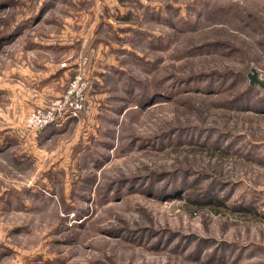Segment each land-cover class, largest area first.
Here are the masks:
<instances>
[{
  "label": "rangeland",
  "instance_id": "374dc122",
  "mask_svg": "<svg viewBox=\"0 0 264 264\" xmlns=\"http://www.w3.org/2000/svg\"><path fill=\"white\" fill-rule=\"evenodd\" d=\"M79 62L86 113L30 133ZM250 75L264 0H0V264H264Z\"/></svg>",
  "mask_w": 264,
  "mask_h": 264
},
{
  "label": "built area",
  "instance_id": "2783aa9c",
  "mask_svg": "<svg viewBox=\"0 0 264 264\" xmlns=\"http://www.w3.org/2000/svg\"><path fill=\"white\" fill-rule=\"evenodd\" d=\"M86 61L84 60L83 63L85 64ZM73 69V78L66 93L49 104L34 108L28 114L25 127L30 133L38 134L49 127L61 126L86 113L91 81L87 72L83 70L81 62L75 64Z\"/></svg>",
  "mask_w": 264,
  "mask_h": 264
},
{
  "label": "water",
  "instance_id": "95a60500",
  "mask_svg": "<svg viewBox=\"0 0 264 264\" xmlns=\"http://www.w3.org/2000/svg\"><path fill=\"white\" fill-rule=\"evenodd\" d=\"M250 78L252 80V83H258L264 89V79H262L261 81V78L259 79L256 75H250Z\"/></svg>",
  "mask_w": 264,
  "mask_h": 264
},
{
  "label": "crops",
  "instance_id": "0c3cea01",
  "mask_svg": "<svg viewBox=\"0 0 264 264\" xmlns=\"http://www.w3.org/2000/svg\"><path fill=\"white\" fill-rule=\"evenodd\" d=\"M63 96V95H62ZM61 96V97H62ZM57 98H60L59 96L58 97H56L55 99H57ZM51 100H49V101H47V102H45V103H49ZM33 110V109H32ZM72 123V122H71ZM58 128V127H56V126H52V127H49L48 129H45L44 131H48V130H50L51 128ZM43 132V131H42Z\"/></svg>",
  "mask_w": 264,
  "mask_h": 264
},
{
  "label": "bare ground",
  "instance_id": "6f19581e",
  "mask_svg": "<svg viewBox=\"0 0 264 264\" xmlns=\"http://www.w3.org/2000/svg\"><path fill=\"white\" fill-rule=\"evenodd\" d=\"M262 81V80H261Z\"/></svg>",
  "mask_w": 264,
  "mask_h": 264
}]
</instances>
